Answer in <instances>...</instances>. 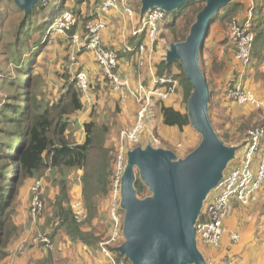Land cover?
Returning <instances> with one entry per match:
<instances>
[{"label": "trees", "instance_id": "obj_1", "mask_svg": "<svg viewBox=\"0 0 264 264\" xmlns=\"http://www.w3.org/2000/svg\"><path fill=\"white\" fill-rule=\"evenodd\" d=\"M73 1L76 2V0ZM86 1L77 0L76 6ZM67 2L68 0H53L49 3L52 5V12L49 11V16L47 15L44 21H39L36 24L39 39L34 37L36 32L32 30L33 21L39 15H43L42 12L45 11L46 3H38L27 18L13 1H5L0 7V40L6 36L15 37L12 42L5 41V39L1 42L4 44V50L0 52V73L4 72L3 64L5 70L12 61H16L20 66V77L17 82L16 80L14 82L5 80L1 84L7 88L9 96L4 101L0 99V264L6 258L8 247L14 236L20 234L16 223L13 221V205L19 194V189L27 179H42L43 177L49 179L47 174L51 172L53 182H58L60 186V194L52 207L54 213L48 216L51 218H47L46 227L42 228V230L45 228L44 235L53 240H55L57 233H65L70 238L79 240L90 247L98 241L95 233L89 234L82 230V225L77 222L70 207L67 187V176L70 172L82 171L81 184L83 186L84 204L88 210L90 221L98 212V200L105 199L110 195L113 165L117 155L112 153V149L110 151V148L106 147L111 131L110 126L100 124L92 118L85 121L83 124L85 134L81 144L77 143L74 133L71 131L75 122L73 117L85 111L84 103L81 100V91L75 83L69 82L71 57L70 60L65 58L63 73L57 74L61 81L57 96L52 100V103L46 105L40 103L45 96L44 90L40 89L41 82H46V74L44 72L42 76L37 75L35 67L40 64L41 55L47 51L46 30L67 11H72L80 18L73 10L74 7L72 9L68 7ZM198 5H201L200 8ZM203 7L204 2L202 0H191L179 10L167 14L168 20L164 26L169 29L170 39L173 43H181L186 40L197 14ZM238 8L235 6L232 14ZM188 11L192 13L191 16L186 14ZM11 14L20 15L18 22L13 31L3 30ZM91 18V15H88L85 20L80 19L84 30V25ZM185 18L187 21L183 22L182 27H179L178 22ZM258 29H260L259 25L253 29L255 42ZM78 30L75 26L69 31V34H74ZM260 34H264V30ZM65 41L67 42V40ZM67 48L69 49V46ZM26 52L27 55L29 54L27 59L24 58ZM203 56L204 50H202V59ZM204 61L203 59L202 69L211 92L212 85L208 79L207 71L205 72ZM173 66H177L180 74L173 73ZM80 70L78 68L77 71ZM157 75L160 77L173 75L177 77L181 87L180 91L184 95L183 103L187 104L192 86L186 79L179 63L167 65L166 61L163 60L157 66ZM22 77L26 83L21 81ZM7 79L10 78L7 77ZM157 88L164 87L153 86V89ZM91 90L96 92L93 84H91ZM211 95L212 103L210 102L209 115L216 109L213 101L215 95L212 92ZM39 100L41 101L39 102ZM163 102L158 100L156 108L165 126L176 127L180 130L190 126L187 110L180 112L173 107L165 106ZM92 115L91 113L90 117H93ZM256 127L258 126L245 127L247 140L248 131ZM241 131L244 133V130ZM219 136L228 145H232L231 143L234 142L227 132ZM237 142L240 143V140ZM57 175L61 177L56 179ZM135 188L140 198L149 196L148 189L140 179L137 180ZM48 225L53 226L56 232L50 231ZM122 243L123 241L120 242V244ZM51 254L44 253L42 258L36 260L35 264H54ZM116 254L119 260L126 258L118 252Z\"/></svg>", "mask_w": 264, "mask_h": 264}, {"label": "water", "instance_id": "obj_2", "mask_svg": "<svg viewBox=\"0 0 264 264\" xmlns=\"http://www.w3.org/2000/svg\"><path fill=\"white\" fill-rule=\"evenodd\" d=\"M14 4L29 17L38 3L53 0H0ZM191 0H140L141 15L152 10L171 14ZM204 7L184 42L171 43L166 63H179L192 92L187 116L201 137L200 145L183 159L169 149L147 145L127 153L122 178L121 208L124 242L117 252L131 264H208L199 248L197 224L209 195L219 186L237 158L238 147L228 146L209 115L212 95L202 69V50L209 28L231 0H202ZM150 195L140 198L137 180Z\"/></svg>", "mask_w": 264, "mask_h": 264}, {"label": "crops", "instance_id": "obj_3", "mask_svg": "<svg viewBox=\"0 0 264 264\" xmlns=\"http://www.w3.org/2000/svg\"><path fill=\"white\" fill-rule=\"evenodd\" d=\"M96 1L98 2L97 5L101 2V0H91L90 8L94 6ZM86 2L81 4L80 7H76L74 10L80 16L81 20L82 18L85 20V18L90 15ZM126 2L134 13L129 16L125 10L120 7L119 10H115L111 12L109 16H105L104 20L108 17L107 22H109V27L101 35L102 43L105 50H114L119 54L121 61L118 71L126 75L132 85L141 84L148 89H153V86H155V78L160 77L157 75V66L163 60L166 61V52L173 42L170 38H167L169 35L164 36L152 47L150 46L142 55L139 48L147 44L145 40H149L148 31L137 34H135V31L142 27L146 14L144 16L141 15L140 0H126ZM235 6L239 8L234 13V16L232 15V11ZM249 18H252L256 23V28L259 25L260 29H258L257 39L252 51L253 61L249 66H244L237 58V49L233 41H231V37L228 36V31L229 29L231 31V20H237L238 23H243ZM162 25H164V23ZM262 30H264V0H231V3L223 8L212 22L204 42V69L205 72L207 71L208 79L212 85L211 92L215 95L213 98L216 109L210 114L213 126L219 135L227 132V134L233 138L232 140H240V143L229 145L239 147L237 160L233 162L231 166L235 165L238 158L245 152L247 140L245 137L247 131L245 127L264 126V34H260ZM138 54H140L141 57L145 56L147 59L150 58V63L145 65V61L140 59ZM142 61L144 65H142ZM78 63V68L89 73L92 84L95 86L97 84L96 82H98L97 80H100L101 69L94 56L90 53L79 55ZM58 66L61 67L58 68ZM51 67L53 72L49 73L48 70L47 75L51 78H55L58 84L61 81L56 78V76H58L57 74L63 73L65 68L64 62L62 63L61 59L60 61L56 59L55 62H52ZM69 70L71 71L70 67ZM172 71L173 73H177V66H173ZM233 79L240 84L245 93L250 94L258 101L259 106L252 104L240 105L232 102L228 98L226 84ZM60 86L61 84L59 83V86L56 87L57 94ZM0 92L3 93L1 85ZM46 92L47 89L45 86L44 93L46 94ZM57 94L55 96H57ZM183 96L180 90H176V93L170 95L163 104L168 107H173L177 111L185 112ZM0 99L2 101L5 100L3 94L0 96ZM118 99L120 100V98ZM121 103L129 108L135 107L133 119L127 118L129 122L128 125H133L138 109L134 98L126 95L122 96ZM156 103L157 101L153 106L155 116L156 113L158 115ZM118 109L119 112H121V109ZM84 113L85 111L79 113V116ZM90 114L89 112L82 116L77 122L75 121L74 124L76 123V125L81 126L85 121L91 120L92 117H90ZM159 120L162 127H165L162 117H159ZM102 123L109 125L111 130L113 125H115V123L112 124L106 120ZM118 123L119 122L116 124ZM187 128H189V126L184 128V130ZM241 130H244V133H242ZM84 134L83 132L81 135L82 142ZM110 135L114 136L113 130L110 131ZM109 140H112V138H109ZM106 147L110 148L109 142L106 143ZM262 147L264 148V140L262 142ZM258 157L257 155V158ZM73 190L74 187L72 188V191ZM230 207L231 214L224 223L225 233L221 245L219 247H210L199 244V248L205 259L208 264H264V184L258 192L251 197L249 206H242L240 203L232 202ZM25 209H28V205ZM25 209L23 213L27 215ZM22 217L23 216H20L18 218L22 219ZM26 217L27 216H24L23 219ZM19 219H17V221L20 222L18 224L20 226L23 221ZM46 220L47 219L44 220V224ZM23 224L25 225L26 221H24ZM232 234H236L239 240L233 241ZM61 250L62 248L60 246V251ZM92 250L90 246L86 245L81 246L80 252L88 254V252ZM42 251L45 252L44 250ZM43 252L40 253L39 259L43 257ZM91 264H99V262H92ZM100 264H109V262L100 257Z\"/></svg>", "mask_w": 264, "mask_h": 264}, {"label": "rangeland", "instance_id": "obj_4", "mask_svg": "<svg viewBox=\"0 0 264 264\" xmlns=\"http://www.w3.org/2000/svg\"><path fill=\"white\" fill-rule=\"evenodd\" d=\"M76 2L73 0H68L67 2L68 7H70V9L74 7L73 10H75L76 7H80V5L76 6ZM90 2L91 0H87L86 4H88L89 12L92 18L88 20V22L84 25V28L90 22L96 19L97 15H93L94 10L95 8L97 9V7L103 2V0H101L100 4L98 5H97L98 2L96 1V3L94 4L92 8H90ZM45 3H46L44 7L45 11L42 12L43 15L42 14L39 15L38 18L33 21L34 25L32 27V30L36 32L34 33V37L36 39H39V32L36 31L37 22L44 21L47 15L49 14V11L52 12L51 11L52 5L49 4L50 2H45ZM125 3H126V0H125ZM200 6L201 5H198V8H200ZM120 7L122 8V6ZM67 13L74 14L78 19L77 29L79 30L76 31L74 35H79V36L85 35V30L82 28V25L80 23L81 21L80 18L72 11H67ZM186 14L190 16L192 15V13L189 11L186 12ZM19 16L20 15H17V14H11L10 17L6 21V24L3 30L7 29V30L13 31L14 27L16 26L18 22ZM107 19L108 17L105 19L106 30L109 27V22H107ZM82 20L84 19L82 18ZM247 20H251L252 22H254V24H256L252 18H249ZM186 21H187L186 18L184 20H180L178 22L179 27H182L184 24L183 22H186ZM231 21H232L231 31L229 29L228 36L231 37V41H233L234 45L236 46L237 56H238V51H239L238 41L233 34V29L235 26H237L238 21L237 20H234L237 22H234L233 20ZM243 23L240 22L238 24L243 25ZM41 26H42V23H41ZM50 29H51V26L46 30V33H45V35L48 38L47 39L48 44H47V49H46L47 51H45V53L41 55L40 64L37 67H35L36 68L35 72L37 75L42 76L44 72L46 74L45 76L46 82H41L40 90L43 91L44 87L46 86L47 92L46 94L44 93L45 96L43 98V101L39 100V102L41 101L40 103L44 105H46L47 103H52V100L55 98V95L57 94L56 87L59 86V83L57 84V80L55 78H51L49 75H47L48 70H49V73L53 72L52 67H51L52 62H55L56 59H58V61H60L61 59L63 63L65 58L69 59L73 54V51L71 49L73 40L65 36L58 35L55 32L50 31ZM168 31L169 29L165 27L164 25H162V23L159 24L154 41L152 42L150 40L148 41L145 40L147 44L142 45L144 47L143 50H141L142 46L139 48L140 53L143 55L146 52V50L150 48V46L152 47L159 39H162L164 36L169 35V37H167L169 39L170 33ZM4 39L5 41L12 42L14 41L15 37L6 36ZM4 39L0 40V52L4 50V44H1V42H3ZM64 39L67 40V42ZM75 40L78 41V38L76 37ZM101 44H102V47L104 48L103 43H102V37H101ZM68 46H69V49L67 48ZM130 51H133V50H130ZM86 53L92 54L91 52H84L79 55H83ZM28 57H29V54L27 55V52H26V56L24 58L27 59ZM138 57L145 61V65L150 63V58L147 59V57L145 56L141 57L140 54H138ZM118 58H119V65H118V69H119L120 61H121L119 54H118ZM203 59H204V56H203ZM77 63H78V57H77V62L75 63L71 62V64L69 62V67L71 69L70 78H69L70 83H74L73 79L71 78L76 74L78 70L79 63L78 64ZM143 63L144 62L142 61V65H144ZM19 67L20 66H18L16 61H12L9 63L7 69L5 70V65L3 64L2 69L4 70V72L0 73V85L5 80H8L10 82H14L16 80L17 82V80L20 77ZM59 67L61 66H58V68ZM177 73L180 74L179 70L177 71ZM87 74L89 76L88 72ZM123 76L127 78L126 75H123ZM7 77L10 79H7ZM167 77H173L177 83L176 90H180L181 87H180L178 78L174 77V75L167 76ZM56 78H58V76H56ZM89 80H90V89H89L90 91H88L87 93L88 95L85 96L81 92L82 94L81 100L84 103L85 113L82 114L81 116L76 115L73 117V119L77 122L79 118H81L82 116L90 112L93 114L92 119L100 124H103L102 122H104V120L112 124L115 123V125H113L112 127L114 136L110 135L107 140V142H109L110 151L112 149V153L114 155L117 154V152H119L118 153V156H119L122 148L129 149L130 151L138 146L145 148L147 145H152L155 148L169 149L175 153L177 159H183L200 145L202 137L197 131H194L191 125L189 126V128L185 130L184 129L180 130L179 128H176V127L175 128L168 127V126L162 127V124L159 120V116L157 115V113L154 119L147 126L146 133L144 134V136H142V140L138 146L133 147L129 143H126L127 141L121 138V133L125 131V129L128 130L129 128H132V126L134 125V124L128 125L129 122L127 118L133 119L135 107L129 108V107H126L125 104L122 105L121 98L122 96H125V95L130 96L131 98H134V97L130 93H128V91L119 92V93L112 92L109 88V82L105 79L102 71H101L100 80H97L98 82H96L97 83L95 85L96 87L93 85V88L94 89L96 88V92L95 90L93 91L91 90L92 81L90 79V76H89ZM21 81L22 82L24 81L23 77ZM24 83L26 82L24 81ZM130 86L132 89H135V88L137 89L138 85H132L130 81ZM166 86L168 87V85ZM2 91L3 93L0 92V96H2L3 94L4 98L7 99L9 96V92L5 86H2ZM175 93L176 92L172 94H175ZM118 98H120V100ZM134 101L138 108L136 112L137 113L136 118H137L138 112L140 109V104L137 102V100H135V98H134ZM213 101H214V98H213ZM169 104H170V101H169ZM183 104H184L185 110H187V104L185 103ZM118 108L121 109V112H119ZM117 109H118V112H117ZM117 122L119 123L116 124ZM74 127L72 126L71 131L74 133V137L76 138L77 143L81 144L82 143L81 135L84 132L83 123L81 126L76 125L75 123ZM258 127H261V126H258ZM109 138H112V140H109ZM237 143H238L237 141H234L231 144H237ZM116 160H117V155H116ZM115 166H116V163L113 165V172L115 171ZM81 175H82V171L74 170L70 172L67 176V179H68L67 187H68L69 198H70L69 201H70V207L72 211L75 212L81 218V221L79 222V224L82 225V230L89 234L95 233L96 238H98V241L94 245H91V249L93 250L89 251L88 254L81 253L80 252L81 246H86V244L82 243L79 240L70 238L65 233H57L55 240L53 239L48 240L49 245L47 246L46 249L43 244H40L39 237L44 236L45 228L43 230L42 228L46 227V223H47V220H46V223L44 224L45 222L44 220L47 218H51L48 216H51L54 213V209L52 207H53V204H55V201L60 194V186L58 182H53L52 177H51V172H48L47 176L49 179L44 178V177L42 179H35V178L27 179L26 181H24L23 185L19 189V194L13 205V221L14 223H16L20 234L19 236L18 234L14 236V238L10 242V245L7 251L8 254L6 255V258L2 261L1 264H35L36 260L39 259L40 253L43 252L42 250L45 251L43 253H52L51 255L54 259L53 261L54 264H91L92 262H99L100 264V257L104 260H107L101 252L100 245L102 243L110 242L113 239V236L115 234V230H114V227L110 219V216H111L110 199L109 197H107L105 199L98 200L99 201L98 212L95 215V217L90 221L88 219L89 218L88 210L84 204L83 187L81 184ZM60 177H61L60 175H57L55 178L59 179ZM73 187H74V190L72 191ZM149 195H150V192H149ZM214 195H215L214 192H212L209 195L207 199L208 202L214 197ZM34 202H38L41 205V208L37 212H34L33 209L34 208L38 209L39 205L34 204ZM27 205H28V209L26 210L25 207ZM247 206H249V204ZM24 209L27 215H24L23 213ZM20 216H23V217L27 216L26 217L27 219L26 218L23 219V217L22 219H19L18 217ZM17 219L23 222L26 221V224L24 225L22 222L21 225L19 226L18 224L20 222L17 221ZM48 226H49L48 229L50 231L56 232V229H54L53 226L51 227L50 225ZM50 231H47V232L50 233ZM122 231H123V228L122 230L120 228L118 231V234L120 235ZM58 244L62 248L61 251H60V246ZM199 244H203V243L200 242ZM119 246H120L119 239L115 240V242H111L108 245L110 251L115 256H117L116 250H117V247Z\"/></svg>", "mask_w": 264, "mask_h": 264}, {"label": "built area", "instance_id": "obj_5", "mask_svg": "<svg viewBox=\"0 0 264 264\" xmlns=\"http://www.w3.org/2000/svg\"><path fill=\"white\" fill-rule=\"evenodd\" d=\"M120 6H122L125 12L130 16L133 14L132 8L128 6L127 2L125 3V0H103L97 9L94 10L93 15H97L96 19L85 27V35L83 36L74 35L75 33L69 34V31L77 26L78 19L74 14L67 12L63 13L55 21L50 31L73 40L71 46L73 51L71 61L73 63L77 62L79 54L91 52L105 79L109 82L110 90L114 93L128 91V93L140 104V109L134 125L132 128L128 130L125 129V131L121 133V138L126 140V143L136 147L140 144L142 136L146 133L147 126L155 117L153 111L155 102L158 100H167L170 94L176 92L177 83L173 77H156V85H160L164 88L148 89L139 84L137 89H132L130 80L119 73L118 54L115 51L105 50L102 47L101 35L106 30L104 17L115 10H119ZM166 16V12L159 9L149 11L144 17L142 27L135 31L136 34L148 31V39L153 42L156 37L158 25L165 23L166 19L168 20ZM254 26V22L247 20L243 25L237 23V26L233 29V34L238 41L239 51L237 58L244 66L250 65L253 61L251 54L255 42ZM76 37L78 41L75 40ZM143 48L142 46L141 50H143ZM71 79H73L77 88L87 96L88 91H90V80L87 72L84 70L77 71ZM166 85H168V87ZM226 91L228 98L232 102L240 105L252 104L259 106L258 101L250 94L245 93L240 84L234 79L226 84ZM263 140L264 127H256L248 131V143L244 154L238 158L235 165L229 166L219 186L213 191L215 193L214 197L209 202L207 200L204 204L201 214L202 219L200 216L197 224V237L199 243L201 242L210 247H219L225 233V220L231 214V203L237 202L242 206H247L251 197L258 192L264 184ZM128 151L129 149L122 148L119 156V152H117L116 166L110 188V219L115 234L110 242L100 245L101 252L109 261V264H131L126 258L119 260L117 258L118 255L115 256L108 247L111 242H115L117 239H119V245H121V241L124 242L123 231L120 235L118 231L120 228L121 230L123 228L125 213L121 208V187L122 178L127 166ZM257 155L259 156L258 158ZM236 160L237 159H235V161ZM34 204L39 205L38 209H33L34 212H37L41 208V205L38 202H34ZM74 216H76L77 222L81 221L80 216L75 212ZM39 240L40 244H43L46 249L49 245L48 240H50V238L44 235L39 237ZM232 240L238 241L239 237L236 234H232Z\"/></svg>", "mask_w": 264, "mask_h": 264}, {"label": "clouds", "instance_id": "obj_6", "mask_svg": "<svg viewBox=\"0 0 264 264\" xmlns=\"http://www.w3.org/2000/svg\"><path fill=\"white\" fill-rule=\"evenodd\" d=\"M216 17H217V16H216ZM216 17H215V18H216ZM213 21H214V20H213ZM254 45H255V42H254Z\"/></svg>", "mask_w": 264, "mask_h": 264}]
</instances>
